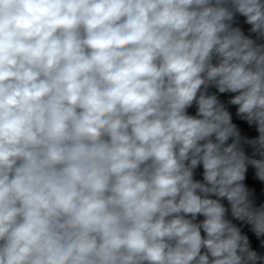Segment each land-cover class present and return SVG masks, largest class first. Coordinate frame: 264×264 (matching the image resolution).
<instances>
[{"label":"clouds","instance_id":"obj_1","mask_svg":"<svg viewBox=\"0 0 264 264\" xmlns=\"http://www.w3.org/2000/svg\"><path fill=\"white\" fill-rule=\"evenodd\" d=\"M0 264H264V0H0Z\"/></svg>","mask_w":264,"mask_h":264},{"label":"water","instance_id":"obj_2","mask_svg":"<svg viewBox=\"0 0 264 264\" xmlns=\"http://www.w3.org/2000/svg\"><path fill=\"white\" fill-rule=\"evenodd\" d=\"M248 183H249V185H251V186H253V187L256 188V190H257V194L260 193V187H261V186H260L257 182H255V181L252 179L251 175H249ZM252 243H253V246H254V247L257 246V244H258V242L255 240L254 237L252 238Z\"/></svg>","mask_w":264,"mask_h":264}]
</instances>
